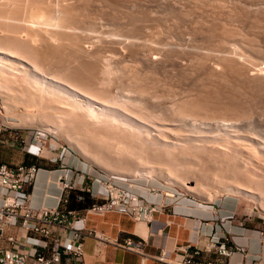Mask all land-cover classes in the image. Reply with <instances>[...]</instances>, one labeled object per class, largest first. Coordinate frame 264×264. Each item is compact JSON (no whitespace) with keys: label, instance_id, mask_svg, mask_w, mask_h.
I'll use <instances>...</instances> for the list:
<instances>
[{"label":"rangeland","instance_id":"374dc122","mask_svg":"<svg viewBox=\"0 0 264 264\" xmlns=\"http://www.w3.org/2000/svg\"><path fill=\"white\" fill-rule=\"evenodd\" d=\"M77 1L78 0H67L66 2H71V3L74 2L73 4H75V5L77 4L76 5L77 8L81 7L82 10L84 8V10L82 12L83 14L81 13L82 10L80 9L81 15L86 16V17L83 16V18H82V20L84 19L83 20L84 22H85L86 18L91 17L93 19V17L98 16V17H95V19L97 18L96 21H95V19L92 20L91 18H90V20L98 22L101 25V28H100V26L98 24V26H99L98 28L101 30H105L108 28L107 30H109V31L110 30H112V31L117 30L118 31V29H119L118 25H122V24L123 25L120 27L124 28L123 26H124L125 21L123 22L122 20H125L126 18H124V17H126L127 15H130V12H132L131 14L135 18L136 17H137V19L142 18L141 19L142 21L138 19L139 21L136 20V22H138V23L135 24V22H133L132 24L134 25L135 28H137V24H138L139 30L143 29V31H141V30L139 31L136 29V31H134L135 34L132 32V34H133V36H132L130 31L129 32L126 31L125 32L126 34L123 33L126 28L123 29L124 31L122 30V32H121V30H120L121 28H120L119 33H122V35L119 36V34L116 31L118 36H116L114 38L119 37L117 39H119L120 41L116 39V41L119 42V43L116 42L117 45L121 44L123 42V44H121L123 46L120 45L121 50H122V51L120 50L121 52L124 51L123 50L124 48H125V50H127L125 46L129 45L128 47H130V50H132L134 48V46H135V49L137 48V46H139L140 48H142V51H140V55L142 52L143 56H146L148 54H151L153 56V57L150 56L151 59H149L148 56H146L147 57L146 58V57H143L141 55V56H139L140 59L143 57L142 58L143 60H144V58H146L148 60V61H146V59H145L143 61L141 59L142 60L141 62L143 63L146 61L147 64H151V63L153 64L152 61H154V64H156L157 67H156V65L153 66L154 64L153 65L151 64L150 66L148 65V68H147V66H145L144 63L142 65L141 62L140 63L138 62V61H140V60H138L139 58L136 59L138 61H135L134 58H133V60H131V58L129 56L125 57V54L124 55L122 53L119 54V52L116 51V52H118L117 56H119V57H117L114 54L116 56V58H113V59H115L113 61L114 63L112 62V64L114 66L111 64L112 67L110 69V71L113 70L112 72H110V75L112 74L113 76L115 75L116 77L117 76L119 77V78L117 77V79L119 81L115 80V83H118V84L122 83V85H121L122 87L130 86V88H132V87L135 88L136 86H139V85H145V86L147 85L146 87H149L148 90L150 93L152 92V90H157L154 93L157 94L159 97H161L159 99H162V100L164 99L163 101H167V102H164V104L168 103L167 106H171L173 104V102H176V101L180 102L181 100H185V99L186 100L190 99V101H191V98L192 99L197 98L196 100H198L200 97L204 98L205 96L206 97L208 96L209 98L207 97V99H208V101H210L209 99H211L212 94H213V96H212L213 100L214 99L217 100V98H214V97H218V96H222V95H223L222 97H224L226 100L222 97H219V100H217L218 102L215 101L213 103V100H212L210 103H212L214 105H212V104L210 105V103H209V105L211 106V108H210V106L207 105L208 102L203 101L206 99V97L203 100L200 98V100H198V101H203V102H199V103H202L204 107H206V105H207L209 107L210 111H212V112H210L207 107L206 108L208 110L204 112L203 110H206V108H204L202 106V104L201 105L199 104L200 106H202L200 108L201 109L204 108V109L202 110V112H201V110H199V112H198L199 115H197V113H196V115L198 117H195L196 115L193 116L192 114H195L194 111L196 110V107H193V109L189 107L190 110L191 109L193 110V113L191 114V116L194 120L196 118L195 121H192L193 119L191 120V116L188 113H190L192 111H190L187 108L188 107L187 105H185V106L190 112L186 108H183V105H182V107H180V109L182 110L181 112H183L184 109H185L184 112H186V111L188 112L185 116H183L181 114L183 119L180 118L181 116L180 117L175 116L176 120L170 119L169 123H168V121H165V122H163L164 123L163 124V123H161L160 120H159L160 122L157 120L158 119V118H156L157 115L149 114V115H147V117L145 116L146 119L142 118L144 120H142L139 123L140 126L142 125L141 126L142 127L141 128L142 129V136H144V133H145L144 138H146V136H147L146 139H150V141L146 140L145 142H147V141L152 142L155 139L154 141L160 140V142L163 143V147H162L163 149L161 150V153L163 156L161 155V153H158V156L156 158V156H153V155L151 156V154H153L154 150L152 148H151L152 150L147 149V146H146L147 143H136L135 144V143L131 142L130 140L125 141V138H122V133L117 132L119 130L121 131V129H118L116 127V125H113V124H112L113 127L115 126L114 129H113L111 124L107 125L108 121L104 122V121H106L105 118H104L105 119L104 120L102 117H100L99 119H101V120H99V122H98V119H96L97 121L92 120L91 122L88 123L89 126L85 127V125H84L85 123L83 124L84 125L83 126L78 121L76 122V120L72 119V117L70 118L68 116L69 112H68L67 106H65L64 104L61 105V103H57L56 102L57 100L47 101V102L46 101H44V102L43 101L42 102L36 101L38 104H36V102H35V105H34V104H32L33 102L31 101V99H29V101L27 100L29 96H27V98H26V96L24 97V95H22L20 92H18V93H20V95L18 96L17 91H15V93H17L16 94L17 96H16V95H13L12 91H10L9 94L7 95V93L5 91L0 90V161L6 162L8 164H15V163H19V162L34 163L36 166L42 167V168H45L48 170H54L57 168H62L64 170H66L68 173H70L71 177H73L76 174L83 176L82 181L85 184V186H87L89 188L94 187L93 189H95L97 191L98 197L104 195L105 188H107L109 186L125 187V188L129 189L130 192L137 195V197L142 200V203L144 205L148 204L149 207H153L154 210H151V212L148 213V217L149 216L154 217V219L156 216L155 213L159 209H164L166 212H170V210H172V207L175 208L176 205H179L182 208L181 209L182 211L183 210H189L192 208L194 209V207H195L199 210H203L200 212V214L202 213L201 216H203V218L200 219L202 222L211 220V221H217L220 224L222 232L217 233L215 235L219 236V237L222 234L225 235L228 238V240H226L227 243H231V240L228 237L229 232L226 230L228 225H233V226H237L239 228H242V230H244L247 234H257L258 235L259 232H261L262 235H264V154H262V152H259V153H261L262 157L260 154L258 155L257 152H256L257 155L255 153L253 154V149H251V145L253 147V143L255 141H257V143L260 142L261 145L260 144L259 145L262 148L264 145V142H263L264 140L262 141V139H264V76H263L264 75V72H263V70H264V68H263L264 67V8H263L264 7V5H263L264 0L263 1L262 0H207V1L206 0H202V1L201 0H97V1L91 0V2L89 0L90 3L93 2L91 4L92 6L96 3V6L98 7L97 8L95 5L93 6L92 10L94 11V13L91 10V7H90L91 5L88 2V0H84V1H86L85 3L83 2V0L81 1V3H80V0H79V2H77ZM83 3H84V5H83ZM86 3L90 6L86 5ZM243 4H244V6H243ZM98 5H100V6H98ZM242 6H243V8H242ZM94 7L97 9H95ZM86 9H88V10H86ZM96 10H97V13H99L97 15L95 12ZM235 10H237V11H235ZM84 11H86V12L84 13ZM78 12H79V10H78ZM101 12H104V13H101ZM125 12H126V14H125ZM137 12H140V13H137ZM262 12H263V14H262ZM123 14H124V16L122 17ZM115 15H116V17H115ZM100 16H101V18L99 20L98 18ZM173 17H175V18H173ZM227 17L229 20L227 19ZM116 18L119 19V23H118V19H116ZM99 21H101V22H99ZM255 21H257V22H255ZM90 22H89V19H86L85 23L89 24ZM121 22H123V23H121ZM113 23H115V24H113ZM214 24H215V26H214ZM193 25H194V27H193ZM208 25L210 27L212 26L211 30L209 29L210 27ZM113 26H116V27L114 28ZM242 26H243V28H242ZM117 27H118V29H117ZM135 28H132V29H135ZM192 28L193 29L195 28V29L193 30ZM187 31H188V33H187ZM212 31H214V32H212ZM101 32H103V31H101ZM101 32H94L92 34L95 35V33H96V35H97V33H99L102 36H106L105 37L106 39L109 37L108 34L106 35V33H108V32H106L105 34L101 33ZM127 32H128V36H126ZM143 33H144V35H146V34H148V35H146V37H145L143 35ZM219 33H220V35H219ZM109 34H110L109 38H112L113 36H111V32ZM254 34H256V35H254ZM134 36L135 37L137 36L139 40L138 39L136 41L133 40L135 38ZM193 36H194V39H191V38H193ZM105 38H104V40H105ZM121 38H122V40H121ZM149 38L152 40L150 42L152 44H154L153 46L148 45V44H151L148 40ZM226 38H228V39H226ZM125 39H127V40L125 41ZM142 39H144L145 42H147L146 40H148V42H147L148 44L146 43L147 45L143 44L144 46H142V45L140 46L139 41H141V44H142ZM129 40H130V42H129ZM144 40H143V42H144ZM181 40H183V41H181ZM124 41H125V43H124ZM133 41L136 44H137V42H139V44H137V46H136V44H134ZM157 41H158V43H157ZM253 42H255V44ZM112 43H114V42H112ZM131 43H132V46H131ZM145 46H148V47L152 46V49L155 48L156 50L155 49L153 51H152V49L148 50V49H146L148 47H146L144 49L147 51L148 54L147 53L143 54V53H145V52H143L144 51L143 47H145ZM166 46H167V48H166ZM170 46H172L174 48L171 49L172 47H170ZM118 47H119V45L117 46V48ZM175 47L178 48V50H177L178 52L175 51L176 50ZM182 47L183 48L187 47V48L186 49L184 48L185 49V51H184V49ZM189 47H190V49H189ZM149 48H151V47H149ZM159 48H161V49H159ZM191 48H192V51L194 52V54L192 51H190ZM157 49H159V50L163 49V51L167 50V52H166L167 56L164 53H160L161 54L160 56L163 58L166 56L165 57L166 59L160 58V56H158L159 50H157ZM181 49H182L183 53L181 51L179 52V50H181ZM169 50L170 51L173 50V52L171 51L172 52L171 53ZM208 51H210V52L208 53ZM201 52H202V55H201ZM213 52L215 53V55H213L214 54ZM169 53H171V54H169ZM177 53H179L178 56H176ZM197 53H198V55H197ZM206 53H208V55L210 54L209 57H207L208 55L205 56L207 58L201 57V56L206 55ZM168 54L170 55V57ZM180 54H182V55H180ZM190 54H192V55H190ZM235 54H237V56ZM238 54H240V55H238ZM107 55H108L107 58H110L111 54L109 53ZM230 55H231V57L242 56L243 58L245 57L247 60H250L252 62L254 61L252 63L254 65V68L251 67L252 64L249 65L250 61H248V62H246V64L248 63L247 69H249V66L251 68H253V69L250 68L251 72L248 71V72H250V73H248L247 71H245L247 73V74H245L243 72V70H244V68H243L242 70H239V72L241 71L240 73H235L236 74V76H235V74L233 72H230L231 71L230 67H229V71H228V68H227L228 65H226L228 63L227 62L225 63L224 59L222 60V58H224L225 56H230ZM188 56H189L190 60H189ZM218 56H219V58H218ZM171 57H173L175 62H173L174 60L171 59ZM183 57H185V58H183ZM247 57H249V58H247ZM123 58H125V60ZM128 58H130V59L128 60ZM193 58H195V59H193ZM170 59L172 61H170L171 63H168ZM215 59H217V60H215ZM246 59H243V60L246 61ZM116 60L118 61V63ZM149 60H151V61H149ZM162 60H164L165 62ZM194 60H196V62ZM156 61H158V63ZM166 61H168V62H166ZM199 61L201 62V65H200ZM223 61L225 63V65L223 64L224 66L222 65ZM159 62H160V64H159ZM161 62H162V64H161ZM216 62H217V64H216ZM255 62H256V64H255ZM257 62L258 63L261 62L262 66L260 65V63L257 64ZM243 63H245V62H243ZM122 64H123V66H122ZM158 64L161 65L162 67L160 66L161 68H159ZM194 64H195L196 68H195V66H193ZM204 64H206V65H204ZM133 65H135V69L137 66V71H138L139 76L136 75L137 71L133 68L134 67ZM164 65H166V66L164 67ZM168 65L171 67H169ZM215 65L222 66L224 68L219 69L220 67L215 66ZM255 65L261 66L262 68L258 67V66H257V68L262 69V72H261V70H258L255 67ZM131 66H133V67H131ZM151 66L153 67V69ZM204 66H206V67H204ZM166 67H167V69H170V70H167ZM113 68H115V69H113ZM125 68H126V70H125ZM154 68H156L155 69L156 71L158 68H159L158 70L162 69V70H160L161 75L158 74V72L160 73V71H158V72L153 71ZM191 68H193V69H191ZM116 69L117 70L119 69V71H122L124 69L122 71L124 74L122 73L123 74L122 75L119 71L117 72ZM139 69H140V71H139ZM184 69H185V71H184ZM132 70H134V71H132ZM147 70H149V72L150 71L153 72L151 74L148 73L151 76H149L147 74V72H148ZM220 70H223V71H220ZM225 70H227V71H225ZM257 71L259 74L256 73ZM131 72H132V74H131ZM133 72H136V73H133ZM139 72H140V74H139ZM221 72H223V73H221ZM227 72L229 75H226ZM242 72H243V74H242ZM116 73L117 74L119 73V74L117 75ZM125 73H128V75H126ZM210 73H212V74H210ZM129 74L133 75V76H131L133 78H130ZM162 74L164 76H162ZM217 74H219V75H217ZM240 74L243 76H241ZM255 74L256 75L258 74V75L256 76ZM260 74H263L261 80H260V78H261ZM9 75L12 76V74H9ZM13 75H15V73ZM112 75H111V77H112ZM121 75H122V77H121ZM152 75H154V76L152 77ZM167 75H168V77H167ZM239 75L241 77H239ZM0 76H2V75L0 74ZM194 76H196V77H194ZM237 76H238V78H237ZM4 77L5 76L2 77V79H4V80L6 78L10 79L8 77H5V78ZM116 77H112V79L113 78L116 79ZM154 77H156V78H154ZM157 77H159V79ZM205 77H207V78H205ZM244 77H245V79H244ZM248 77H250V78H248ZM258 77H260V78H258ZM110 78H108V79L110 80ZM238 79L241 81H239ZM104 80H107V79H104ZM151 80H153V83L150 82ZM245 80H247V81H245ZM11 81H13V79H10V82ZM116 81H118V82H116ZM141 81H143V82H141ZM242 81H243V83H242ZM244 81H245V84H244ZM248 81H249L250 85H249ZM230 82H232V83H230ZM251 82H254V83H251ZM131 83H133L134 85ZM226 83H229V84H226ZM255 83L256 84L258 83V85L261 83V85L257 86ZM106 84H107V86H109L108 85V84H110L109 81ZM154 84L155 85L158 84L157 86H155L156 89H152V87H154ZM239 84H241L242 86ZM126 85H128V86H126ZM233 85L235 87L236 86L237 87L235 88ZM243 85L246 87H244ZM104 87H106V86H104ZM225 87L227 89H225ZM231 87H233V89ZM164 88H166V89H164ZM197 90H198V92H197ZM233 91H235V93ZM237 91H239V92H237ZM226 92L228 94H226ZM202 93H204V95ZM4 94H6V97H4L5 96ZM230 94H232V95H230ZM170 95H172V96H170ZM187 95H188V97L186 98ZM229 95L231 98L229 97ZM20 96H23V97H20ZM242 96H243V98H242ZM262 96H263V98H261ZM233 97H236V99ZM220 98H222V101H223V99L225 100V101H223V102H225L224 103L225 105L228 103L226 101L231 100V99H233L234 103L238 102L237 103L238 105L241 103L240 107L238 106V108H241L242 111L240 112L239 111L240 109L237 110L238 108L235 107L234 104H232L231 106L233 107V109L237 108L236 109L237 111H234V110L229 111L232 108H230L228 106L230 109L229 108L226 109L227 105L226 106L224 105V107H223V104L221 105V107H218L222 103ZM234 99L237 100V102ZM162 100H158V102L163 103ZM188 101H187V103H188ZM220 101H221V103H220ZM243 101H245V102L243 103ZM166 104H165V106H166ZM237 104H236V106H237ZM252 104H254V105H252ZM160 105H161V107L164 106L163 104H160ZM215 105H216V107H215ZM102 106L100 105V107H102V109L105 107L104 110L108 107L107 105L106 106L102 105ZM246 106L248 108H246ZM214 107H215V111H214ZM57 108H59V109H57ZM200 108H197V110ZM216 108L219 110L221 108V111L223 110V113L218 112L219 110L217 111ZM222 108H224V109H222ZM163 109H165V108H163ZM244 109H245V111H244ZM65 110H67V111H65ZM197 110L195 112H197ZM63 111H65L66 113H64ZM224 111L225 112L228 111V112L225 113ZM232 111H234V112L239 111L238 113H240V114L242 113V115H240V114H238V115L244 116V117L240 118V117H238V115L236 116L237 113H234V112L232 113ZM67 112H68V114H67ZM153 112L155 113V111H153ZM200 112L201 113L204 112L203 113L204 115H202ZM207 112H210L211 114L214 112V114H212V116H211V114L207 113ZM245 112H247V113H245ZM215 113H217V114H215ZM155 114H157V112ZM166 114H168V112ZM207 114L213 118L209 117ZM218 114H221V115L219 116ZM224 114H225V117L223 118ZM150 115L152 118L150 117ZM188 115H189V117H188ZM206 115L208 118L206 117ZM148 116L150 117V119ZM201 116H205L207 119L205 117H201ZM233 116L234 117L236 116L240 120L239 121L234 120L236 117L234 119H230V117L232 118ZM175 117H174V119H175ZM186 117H188V119ZM199 117L202 118V120H200ZM219 117L223 118L224 120L230 119L231 121L225 120L226 121V123H225V121L222 122L223 119H221ZM102 119H103V121H102ZM177 119H179L178 122H180L181 119H182L181 120L182 122L185 121L184 124L181 122L180 124L178 123L179 126L178 125L176 126ZM185 119L187 121L191 120L190 122L188 121L190 124V126H188V127H190V129L188 128V130H186L187 129L186 126L188 125V124H186V126H183V127L185 128L184 130H186L188 132V134L186 133V131H185L186 134L184 133V131H180V132L184 133V134L183 133L181 134L178 131H179V128H181V129L183 128L181 126L182 124L185 125V123H187ZM205 119L207 120V122ZM233 120H234V122H233ZM171 121H173L174 123L172 124ZM92 122L95 124L93 125ZM102 122H104V123H102ZM194 122H195V124L193 125ZM201 122H202V124L203 123L204 124L200 125ZM205 122H206V124H205ZM212 122L215 125H213ZM219 123H221L222 125H225V124L230 125L231 123L232 124L235 123L234 125H238L239 127L241 126L240 130H239L241 132H245L248 130L250 132L252 131L251 134L249 132V134L251 136L250 135H249L250 137L248 136V134H247L248 132L243 133L244 136L240 132L241 134L238 135V137L239 136H241V137L238 138L235 135L236 132L233 130V128H231L232 129L231 130L227 127L222 126ZM78 124H80V125H78ZM88 124L86 122V125H88ZM170 124H172V125H170ZM196 124H197V126L199 125L198 128H196L197 126L195 127ZM208 124L211 126L209 127ZM90 125H91V127H90ZM109 125L111 126L110 127L111 130H108ZM172 126L174 128L176 126V130L178 127V131L173 130L174 128ZM146 127L149 128L150 130L147 129ZM158 127H160V128H158ZM191 128L194 129L195 131L194 130L192 131ZM199 128H201L200 129L201 131L198 130L200 133L197 131V129H199ZM202 130H203V133H202ZM226 130H228L227 132L230 133V135H231L230 137L232 138L231 140L233 142H234V139L236 137L235 140L238 139L237 141H241L239 139L246 140L247 143L245 145H247V146L249 145V146L245 147V145H243V143H244L243 140H242L243 143L241 142L240 145H238L239 143L238 144L234 143L231 146L229 145L228 147L223 145L224 142L219 137H224V135L229 136V134L226 132ZM196 131H197V133H195ZM148 132H150V133H148ZM233 132H234V134H233ZM115 134H117V135H115ZM113 135L115 138L113 137ZM118 135H121V136L116 138ZM220 135H223V136H220ZM34 137L38 138L39 140H43L44 141L43 144H44L45 149L46 150L48 149L49 151L45 152V150H43V152H40V154L36 153L34 147L29 146V144L32 142V139ZM152 137H154V138L151 139ZM185 137L187 138V140H185ZM135 138H137V137H135ZM182 138H184V139H182ZM188 138H192V139L190 140ZM194 138H195V140L192 141ZM248 139H250L251 141L253 140V143L250 142V140H248ZM256 139H258V140H256ZM189 140L191 141L190 145H189ZM186 141H188V142H186ZM196 141H197V143H196ZM194 144H196V145H194ZM191 145H193L194 147H192ZM191 147H192V149H191ZM261 147H259V148H261ZM179 149H181V150H179ZM258 150L261 151L262 149H258ZM190 152H192V153H190ZM233 152H235V153H233ZM220 153L222 156H220ZM154 154H156V153H154ZM146 155H147V158H146ZM231 155L233 156V158ZM236 155H239L237 157L238 159L236 158ZM159 156H161L162 158L160 159ZM101 157H103V158L105 157L104 158L105 160L101 161ZM222 164L223 165L229 164L230 167H233L235 174L229 176L228 169H226V168L224 169V167L221 166ZM237 164L239 165V167L237 166ZM220 167H222V168H220ZM195 171H197V172H195ZM59 173L60 172L57 173V176H59ZM231 173H233L232 170H231ZM59 177H63V172ZM55 185L58 186L57 188L59 190L61 187L60 181L58 180L55 183ZM189 186H192V188ZM166 192L175 194V197L170 198V201H165L164 198L166 196H163V195L167 194ZM151 193L157 194V195L161 194V199L163 197V199H162L163 201L160 200L159 203H156V201H155L156 196L151 194ZM176 207L178 208L177 210L180 209L178 206H176ZM187 207H189V208H187ZM183 216H185L184 213L181 214V217H183ZM148 217H146V218H148ZM210 235H213V233H211Z\"/></svg>","mask_w":264,"mask_h":264},{"label":"bare ground","instance_id":"6f19581e","mask_svg":"<svg viewBox=\"0 0 264 264\" xmlns=\"http://www.w3.org/2000/svg\"><path fill=\"white\" fill-rule=\"evenodd\" d=\"M67 0H0V74L2 75V76H0V90H2V91H5L6 93H7V95L9 94V92L10 91H12V93H13V95H16L18 92H20L22 95H24V97L26 96V98H27V96H29L28 97V101H29V99H31V101L33 102L32 104H34L35 105V102L37 101V102H44V101H55V100H57L56 102L57 103H61V105L62 104H64L65 106H67V108H68V112H69V114H68V112H67V114H68V116L71 118L72 117V119H74V120H76V122L78 121L79 123H81L82 125L84 124L85 125V127L86 126H89V122H91L92 120H96V119H98V122H99V120H101V119H99L100 117H102L103 119L105 118L106 119V121H104V122H107V125L108 124H113V125H116V127L118 128V129H121V131L119 130V131H117V132H121L122 133V138H125V141H127V140H130L131 142H133V143H147V149H153L154 151H153V154H151V156L153 155V156H156V158H157V156H158V153H161V150L163 149L162 147H163V143H161L160 142V140L159 141H152V142H148V141H150V139H146L147 138V136H146V138H144L145 137V133H144V136H142V125L140 126L139 125V123L142 121V120H144V119H142V118H145V116L147 117V115H149V114H153V115H157L156 116V118H158L157 120L159 121H161V123H163V122H165V121H168V123H169V120L171 119V120H176V117L175 116H177V117H180L181 116V114L183 115V116H185L188 112L186 111V112H184V110H183V112H181L182 110L180 109V107H182V105H183V108H186V106L185 105H187L188 107V109H189V107L190 108H192L193 109V107H196V110H197V108H200V107H202L203 106V104L202 103H199V102H208V104L207 105H209V103L213 100L212 98V96H213V94H212V96H211V99H209L210 101H208V99H207V97H206V99H205V97L203 98H201L202 100L203 99H205V100H203V101H198V100H200V98L198 99V100H196V99H192L191 98V101H190V99H185V100H181L180 102H173V104L171 105V106H167L168 105V103L166 104V106H165V104H164V102H167V101H163L162 99H159V98H161V97H159L157 94H155L154 92H156L157 90H152V92L150 93L149 92V90H148V88L149 87H146L145 85H139V86H136L135 88H130V86H128V85H126V86H128V87H122L121 85H122V83H120V84H118V83H115V80H118L117 79V77L114 75H112V77H116V79L115 78H113L112 79V77H111V75H110V72H112V71H110V69H111V64H112V62L115 60V59H113V58H116V56H117V53L119 52V54H125V57H130L131 58V60H133V58H134V60L135 61H138V60H140V61H138L139 63L143 60L142 58L143 57H146V56H148L149 57V59H151V57L150 56H152L151 54H148L147 53V51L144 49V48H146V47H148V46H145V47H143V49H144V51L143 52H145V53H143V54H148V55H146V56H143L142 55V52H141V55L143 56L141 59H140V57L139 56H141L140 55V51H142V48H140L139 46H137V44H139V42H140V46L142 45V46H144V45H147L148 43V40H149V42L150 41H152L150 38L148 39V40H146L147 42H145V40L144 39H142V44H141V41H139V42H137V44L136 43H134V41H133V43L134 44H136V46H137V48L135 49V46H134V48L132 49V50H130V47H128V46H125L126 47V49L127 50H125V48L123 49L124 51L123 52H121L122 50H121V47H120V45L121 44H123V42L121 43V44H118L119 45V47L117 48V43H119V42H117L116 41V39L117 38H119V37H117V38H114V37H116V36H118V34H119V36L120 35H122V33H119L120 32V30H121V32H122V30L123 29H125V31L123 32V33H125L126 31H130L131 32V34H132V32L135 34V32L134 31H136V29L137 30H139V26H138V24H137V28H135L134 27V25L132 24L133 22H135V24L136 23H138V22H136V20H138L137 19V17L135 18L131 13L132 12H130V15H127L126 17H124V18H126L125 20H122L123 22H124V28H122V27H120V26H122V25H118V27H119V29H118V27H117V29H118V31L117 30H107V29H105V30H101V29H99L98 27L100 26V28H101V25L98 23V22H95L96 21V19H95V17H98V16H95V17H93V19L92 20H94L95 19V21H92V20H90V18H86V19H89V24L87 23H85L86 22V19H85V22L82 20V18H83V16L84 17H86L85 15H81V13L83 12V10H84V8H83V10L81 9V7H76V5L75 4H73V3H71V2H66ZM81 1L82 0H80V3H81ZM95 1H97V0H95ZM202 1V0H201ZM207 1V0H206ZM263 1V0H262ZM77 2H79V0L77 1ZM83 2L85 3L86 1H84L83 0ZM88 2H89V0H88ZM87 2V3H88ZM90 2H91V0H90ZM89 2V3H90ZM108 2V1H107ZM227 2V1H226ZM236 2V1H235ZM76 3V2H75ZM84 3H83V5H84ZM86 3V5H88ZM93 3V2H92ZM92 3H90V5L92 4ZM223 3V2H222ZM240 3V2H239ZM243 3V2H242ZM253 3V2H252ZM143 4V3H142ZM197 4V3H196ZM75 5V6H74ZM90 5H88V6H90ZM95 6H96V3L94 4ZM93 5V6H94ZM242 5V4H241ZM264 5V4H263ZM93 6L91 5L90 7H91V10H92V8H93ZM98 6H100V5H98ZM218 6V5H217ZM233 6V5H232ZM237 6V5H236ZM243 6H244V4H243ZM243 6H242V8H243ZM246 6V5H245ZM248 6V5H247ZM4 7V8H3ZM83 7V6H82ZM97 7V6H96ZM227 7V6H226ZM258 7V6H257ZM95 8V7H94ZM98 8V7H97ZM97 8H95V9H97ZM234 8V7H233ZM236 8V7H235ZM253 8V7H252ZM264 8V7H263ZM82 11H81V10ZM94 9V10H95ZM114 9V8H113ZM144 9V8H143ZM248 9V8H247ZM259 9V8H258ZM78 10H79V12H78ZM86 10H88V9H86ZM138 10V9H137ZM142 10V9H141ZM233 10V9H232ZM250 10V9H249ZM248 10V11H249ZM261 10V9H260ZM80 11H81V13H80ZM93 11V10H92ZM91 11V12H92ZM101 11V10H100ZM103 11V10H102ZM106 11V10H105ZM120 11V10H119ZM132 11V10H131ZM230 11V10H229ZM235 11H237V10H235ZM245 11V10H244ZM256 11V10H255ZM86 11H84V13H85ZM96 12V15L97 14H99V13H97V10L95 11ZM128 12V13H129ZM240 12V11H239ZM253 12V11H252ZM93 13H94V11H93ZM101 13H104V12H101ZM118 13V12H117ZM137 13H140V12H137ZM165 13V12H164ZM83 14V13H82ZM89 14V13H88ZM125 14H126V12H125ZM228 14V13H227ZM231 14V13H230ZM236 14V13H235ZM249 14V13H248ZM261 14V13H260ZM262 14H263V12H262ZM101 15V14H100ZM238 15V14H237ZM256 15V14H255ZM102 16V15H101ZM101 16L98 18L99 20H100V18H101ZM124 16V14L122 15V17ZM136 16V15H135ZM139 16V15H138ZM247 16V15H246ZM259 16V15H258ZM88 17V16H87ZM114 17V16H113ZM115 17H116V15H115ZM114 17V18H115ZM111 18V17H110ZM173 18H175V17H173ZM207 18V17H206ZM257 18V17H256ZM106 19V18H105ZM109 19V18H108ZM116 19H118V18H116ZM142 19V18H141ZM141 19H139V20H141ZM219 19V18H218ZM227 19H228V17H227ZM241 19V18H240ZM261 19V18H260ZM263 19V18H262ZM138 20V21H139ZM229 20V19H228ZM107 21V20H106ZM113 21V20H112ZM142 21V20H141ZM181 21V20H180ZM201 21V20H200ZM248 21V20H247ZM251 21V20H250ZM88 22V21H87ZM99 22H101V21H99ZM117 22V21H116ZM115 22V23H116ZM123 22H121V23H123ZM207 22V21H206ZM210 22V21H209ZM208 22V23H209ZM255 22H257V21H255ZM115 23H113V24H115ZM118 23H119V19H118ZM191 23V22H190ZM215 23V22H214ZM245 23V22H244ZM259 23V22H258ZM98 24H99V26H98ZM117 24V23H116ZM204 24V23H203ZM104 25V24H103ZM201 25V24H200ZM238 25V24H237ZM117 26V25H116ZM116 26H113L114 28L116 27ZM202 26V25H201ZM209 26V25H208ZM214 26H215V24H214ZM213 26V27H214ZM220 26V25H219ZM260 26V25H259ZM193 27H194V25H193ZM210 27V26H209ZM208 27V28H209ZM212 27V26H211ZM211 27L209 28L210 30H211ZM235 27V26H234ZM245 27V26H244ZM248 27V26H247ZM256 27V26H255ZM113 28V29H114ZM132 28H135V29H132ZM177 28V27H176ZM203 28V27H202ZM242 28H243V26H242ZM99 29V30H98ZM103 29V28H102ZM193 29V28H192ZM195 29V28H194ZM193 29V30H194ZM199 29V28H198ZM201 29V28H200ZM103 31V32H101V31ZM107 30V31H106ZM132 30V31H131ZM141 31H143V29H140ZM139 30V31H140ZM152 30V29H151ZM245 30V29H244ZM252 30V29H251ZM108 32V33H106V32ZM116 31H117V33H116ZM198 31V30H197ZM204 31V30H203ZM219 31V30H218ZM94 32H101V33H106V35L108 34V36L110 37V32H111V36H113L112 38H105L106 36H102L101 34H99V33H97V35H96V33H95V35L94 34H92V33H94ZM128 32H127V35L126 36H128ZM138 32V31H137ZM136 32V33H137ZM207 32V31H206ZM211 32V31H210ZM212 32H214V31H212ZM139 33V32H138ZM142 33V32H141ZM187 33H188V31H187ZM200 33V32H199ZM247 33V32H246ZM126 34V33H125ZM124 34V35H125ZM253 34V33H252ZM142 35V34H141ZM143 35H144V33H143ZM146 35H148V34H146ZM146 35H144L145 37H146ZM194 35V34H193ZM197 35V34H196ZM214 35V34H213ZM219 35H220V33H219ZM228 35V34H227ZM234 35V34H233ZM244 35V34H243ZM254 35H256V34H254ZM258 35V34H257ZM132 36H133V34H132ZM195 36V35H194ZM194 36H193V38H191V39H194ZM200 36V35H199ZM247 36V35H246ZM103 37V38H102ZM135 37V36H134ZM137 37V36H136ZM132 38L133 40H137L138 39V37L137 38ZM148 37V36H147ZM206 37V36H205ZM233 37V36H232ZM238 37V36H237ZM83 38V39H82ZM104 38H105V40H104ZM123 38V37H122ZM122 38H121V40H122ZM127 38V37H126ZM140 38V37H139ZM239 38V37H238ZM111 39V40H110ZM223 39V38H222ZM226 39H228V38H226ZM254 39V38H253ZM117 40H119V39H117ZM127 39H125V41H126ZM139 40V39H138ZM143 40H144V42H143ZM209 40V39H208ZM230 40V39H229ZM120 41V40H119ZM125 41H124V43H125ZM181 41H183V40H181ZM180 41V42H181ZM199 41V40H198ZM112 42H114V43H112ZM117 42V43H116ZM128 42V41H127ZM126 42V43H127ZM129 42H130V40H129ZM155 42V41H154ZM153 42V43H154ZM222 42V41H221ZM220 42V43H221ZM246 42V41H245ZM147 43V44H146ZM151 43V42H150ZM157 43H158V41H157ZM179 43V42H178ZM236 43V42H235ZM254 44H255V42H253ZM128 44V43H127ZM126 44V45H127ZM144 44V45H143ZM218 44V43H217ZM231 44V43H230ZM233 44V43H232ZM239 44V43H238ZM249 44V43H248ZM117 45V46H116ZM148 45H154V44H148ZM195 45V44H194ZM121 46H123V45H121ZM131 46H132V43H131ZM152 46H149V47H151V48H146V49H152ZM156 46V45H155ZM154 46V47H155ZM160 46V45H159ZM221 46V45H220ZM226 46V45H225ZM238 46V45H237ZM116 47V48H115ZM128 47V48H127ZM165 47V46H164ZM170 47H172V46H170ZM178 47V46H177ZM232 47V46H231ZM248 47V46H247ZM255 47V46H254ZM166 48H167V46H166ZM174 47H172L171 49H173ZM176 48V47H175ZM179 48V47H178ZM178 48H176V52H178L177 50H178ZM183 48V47H182ZM185 48V47H184ZM183 48V49H184ZM187 48V47H186ZM185 48V49H186ZM194 48V47H193ZM135 49V50H134ZM155 49V48H154ZM154 49H152V51L154 50ZM159 49H161V48H159ZM159 49H157V50H159ZM170 49V48H169ZM180 49V48H179ZM185 49H184V51H185ZM189 49H190V47H189ZM121 50V51H120ZM130 50V51H129ZM156 50V49H155ZM226 50V49H225ZM243 50V49H242ZM247 50V49H246ZM116 51H118V52H116ZM126 51V52H125ZM170 51V50H169ZM172 52H173V50H171ZM170 51V52H171ZM174 51V52H175ZM182 52L183 53V51H182V49L181 50H179V52ZM189 51V50H188ZM190 51H192V48H191V50ZM205 51V50H204ZM215 51V50H214ZM237 51V50H236ZM235 51V52H236ZM241 51V50H240ZM244 51V50H243ZM149 52V51H148ZM158 52V51H157ZM166 52H167V50H164L163 51V49L162 50H159V52H158V56H160L161 54L160 53H164L165 55H166ZM171 52V53H172ZM193 52V51H192ZM197 52V51H196ZM210 51H208V53H209ZM216 52V51H215ZM218 52V51H217ZM227 52V51H226ZM225 52V53H226ZM111 54V56H110V58H107V54ZM151 53V52H150ZM171 53H169V54H171ZM208 53H206V55H204V56H201V57H205V56H207L208 55ZM214 53V52H213ZM228 53V52H227ZM246 53V52H245ZM116 56H115V55ZM127 54V55H126ZM156 54V53H155ZM154 54V55H155ZM168 54V55H169ZM178 54L179 53H177V55L176 56H178ZM193 54H194V52H193ZM248 54V53H247ZM180 55H182V54H180ZM190 55H192V54H190ZM197 55H198V53H197ZM196 55V56H197ZM201 55H202V52H201ZM210 55V54H209ZM209 55L207 56V57H209ZM213 55H215V53L213 54ZM236 56H237V54H235ZM238 55H240V54H238ZM243 55V54H242ZM106 56V57H105ZM156 56V55H155ZM154 56V57H155ZM167 56V55H166ZM165 56V57H166ZM195 56V57H196ZM212 56V55H211ZM221 56V55H220ZM236 56H233V57H231V55L230 56H225L224 58H222V60L224 59L225 60V63L227 62L228 64H226V65H228V71H229V67L231 68V71L230 72H233L234 74L235 73H240L239 72V70H242L243 68H244V70H243V72L245 73V74H247L245 71H250L251 72V69H253L254 68V65L252 64L253 62L252 61H250V60H247L245 57L243 58L242 56H238V57H236ZM117 57H119V56H117ZM153 57V56H152ZM164 57V58H165ZM169 57H170V55H169ZM186 57V56H185ZM185 57H183V58H185ZM193 57V56H192ZM207 57H205V58H207ZM223 57V56H222ZM250 57V56H249ZM249 57H247V58H249ZM130 58H128V60L130 59ZM139 58V59H138ZM147 58V57H146ZM146 58H144V60L146 59ZM158 58V57H157ZM160 58H163V57H161L160 56ZM159 58V59H160ZM163 58V59H164ZM187 58V57H186ZM188 58H189V56H188ZM218 58H219V56H218ZM124 60H125V58H123ZM136 59H138V60H136ZM153 59V58H152ZM166 59V58H165ZM168 59V58H167ZM171 59H173V57H171ZM169 60V62L168 61H166V62H168V63H171L170 61H172V60ZM179 59V58H178ZM193 59H195V58H193ZM192 59V60H193ZM210 59V58H209ZM243 59H246V61H244ZM127 60V59H126ZM143 60V61H144ZM154 60V59H153ZM158 60V59H157ZM174 60V59H173ZM187 60V59H186ZM189 60H190V58H189ZM197 60V59H196ZM196 60H194L195 62H196ZM201 60V59H200ZM207 60V59H206ZM215 60H217V59H215ZM243 60V61H242ZM253 60V59H252ZM55 61V62H54ZM117 61V60H116ZM146 61H148L147 59H146ZM143 62L144 64H145V66H147V68H148V65L150 66L151 64H147V62ZM149 61H151V60H149ZM162 61H164V60H162ZM221 61V60H220ZM241 61V62H240ZM248 61H250L249 63V65H251L252 64V66L251 67H253V68H251L250 66H249V69H247L248 68V66H247V64H246V62H248ZM153 62V64H154V61H152ZM157 63H158V61H156ZM165 62V61H164ZM173 62H175V60L173 61ZM189 62V61H188ZM194 62V63H195ZM200 62V61H199ZM204 62V61H203ZM207 62V61H206ZM219 62V61H218ZM243 62H245V63H243ZM114 63V62H113ZM117 63H118V61H117ZM126 63V62H125ZM132 63V62H131ZM142 63V62H141ZM143 63H142V65H143ZM149 63V62H148ZM190 63V62H189ZM192 63V62H191ZM225 63H224V61L222 62V65L224 64L225 65ZM260 63V65H261V62H259ZM258 62H257V64H259ZM127 64V63H126ZM152 64V65H153ZM159 64H160V62H159ZM158 64V65H159ZM161 64H162V62H161ZM193 64V63H192ZM191 64V65H192ZM216 64H217V62H216ZM255 64H256V62H255ZM113 65V64H112ZM119 65V64H118ZM156 64H154L153 66H155ZM176 65V64H175ZM182 65V64H181ZM190 65V64H189ZM200 65H201V62H200ZM204 65H206V64H204ZM220 65V64H219ZM223 65V66H224ZM110 66V67H109ZM114 66V65H113ZM122 66H123V64H122ZM134 66V67H133ZM133 66H131V67H133L134 69H135V65H133ZM141 66V65H140ZM161 65H159V68H161L160 67ZM166 65H164V67H165ZM169 66V65H168ZM193 66H195V64L193 65ZM215 66H218V65H215ZM258 66V65H257ZM257 66L255 65V67L257 68ZM262 66V65H261ZM261 66H258V67H261ZM127 67V66H126ZM143 67V66H142ZM152 67V66H151ZM150 67V68H151ZM156 67H157V65H156ZM169 67H171V66H169ZM168 67V68H169ZM178 67V66H177ZM198 67V66H197ZM202 67V66H201ZM204 67H206V66H204ZM211 67V66H210ZM218 67H220L219 69H222V68H224V67H222V66H218ZM141 68V67H140ZM149 68V69H150ZM158 68V69H159ZM180 68V67H179ZM195 68H196V66H195ZM251 68V69H250ZM262 68V67H261ZM264 68V67H263ZM113 69H115V68H113ZM143 69V68H142ZM146 69V68H145ZM144 69V70H145ZM152 69H153V67H152ZM156 68H154V70L153 71H156L155 70ZM157 69V71L156 72H158V71H160V70H162V69H160V70H158ZM166 69H167V67H166ZM191 69H193V68H191ZM214 69V68H213ZM258 70H261V72H262V69H259V68H257ZM124 70V69H123ZM122 70V71H123ZM125 70H126V68H125ZM131 70V69H130ZM136 71H137V66H136V69H135ZM151 70V69H150ZM167 70H170V69H167ZM172 70V69H171ZM188 70V69H187ZM215 70V69H214ZM224 70V69H223ZM223 70H220V71H223ZM116 71L118 72L119 71V69L117 70L116 69ZM122 71H119L121 74L123 73ZM129 71V70H128ZM132 71H134V70H132ZM139 71H140V69H139ZM146 71V70H145ZM148 72H147V74L148 73H153V72H149V70H147ZM184 71H185V69H184ZM191 71V70H190ZM207 71V70H206ZM225 71H227V70H225ZM125 72V71H124ZM142 72V71H141ZM175 72V71H174ZM182 72V71H181ZM243 72H242V74H243ZM250 72H248V73H250ZM263 72H264V70H263ZM15 73V75H13ZM133 73H136V72H133ZM144 73V72H143ZM166 73V72H165ZM213 73V72H212ZM212 73H210V74H212ZM221 73H223V72H221ZM226 73V72H225ZM232 73V74H233ZM255 73V72H254ZM256 73H258V71L256 72ZM9 74H12V76L11 75H9ZM117 74V73H116ZM119 74V73H118ZM117 74V75H118ZM124 74V73H123ZM122 74V75H123ZM126 75H128V73H125ZM131 74H132V72H131ZM139 74H140V72H139ZM158 74H160L161 75V71H160V73L158 72ZM244 74V75H245ZM259 74V73H258ZM257 74V75H258ZM122 75H121V77H122ZM135 75V74H134ZM136 75H138V71H137V73H136ZM135 75V76H136ZM143 75V74H142ZM149 75V74H148ZM159 75V76H160ZM169 75V74H168ZM168 75H167V77H168ZM175 75V74H174ZM185 75V74H184ZM209 75V74H208ZM217 75H219V74H217ZM226 75H229L228 74V72H227V74ZM241 75V74H240ZM239 75V77H241V76H243V75H241L240 76ZM256 75V74H255ZM256 75V76H257ZM261 76V78L260 77H258V78H260V80L262 79V75L263 74H260ZM3 76H5V77H8V78H10V79H13V81H11L10 82V79H2V77ZM111 78H110V77ZM129 76H130V78H133V77H131V76H133V75H130L129 74ZM139 76V75H138ZM149 76H151V75H149ZM154 75H152V77H153ZM162 76H164L163 74H162ZM166 76V75H165ZM179 76V75H178ZM223 76V75H222ZM231 76V75H230ZM235 76H236V74H235ZM264 76V75H263ZM4 77V78H5ZM120 77V78H121ZM174 77V76H173ZM194 77H196V76H194ZM210 77V76H209ZM226 77V76H225ZM229 77V76H228ZM227 77V78H228ZM246 77V76H245ZM245 77H244V79H245ZM108 78H110V80L108 79ZM119 78V77H118ZM154 78H156V77H154ZM158 79H159V77H157ZM166 78V77H165ZM164 78V79H165ZM182 78V77H181ZM205 78H207V77H205ZM211 78V77H210ZM216 78V77H215ZM223 78V77H222ZM237 78H238V76H237ZM248 78H250V77H248ZM104 79H107V80H104ZM138 79V78H137ZM146 79V78H145ZM151 79V78H150ZM180 79V78H179ZM191 79V78H190ZM255 79V78H254ZM257 79V78H256ZM128 80V79H127ZM143 80V79H142ZM156 80V79H155ZM211 80V79H210ZM233 80V79H232ZM231 80V81H232ZM239 80V79H238ZM108 81H109V83L110 84H108L109 86H107V84L106 83H108ZM119 81V80H118ZM118 81H116V82H118ZM132 81V80H131ZM134 81V80H133ZM144 81V80H143ZM143 81H141V82H143ZM159 81V80H158ZM206 81V80H205ZM220 81V80H219ZM239 81H241V80H239ZM245 81H247V80H245ZM245 81H244V84H245ZM105 82V83H104ZM145 82V81H144ZM150 82H152L153 83V80H151ZM174 82V81H173ZM233 82V81H232ZM232 82H230V83H232ZM237 82V81H236ZM259 82V81H258ZM136 83V82H135ZM139 83V82H138ZM159 83V82H158ZM168 83V82H167ZM177 83V82H176ZM194 83V82H193ZM200 83V82H199ZM208 83V82H207ZM242 83H243V81H242ZM248 83H249V81H248ZM251 83H254V82H251ZM131 84H133V83H131ZM144 84V83H143ZM165 84V83H164ZM163 84V85H164ZM169 84V83H168ZM184 84V83H183ZM211 84V83H210ZM226 84H229V83H226ZM237 84V83H236ZM256 84V83H255ZM134 85V84H133ZM158 84H154V87H152V89H156V87L155 86H157ZM162 85V86H163ZM185 85V84H184ZM216 85V84H215ZM239 85H241V84H239ZM249 85H250V83H249ZM253 85V84H252ZM257 86H259V85H261V83L258 85V83L256 84ZM104 86H106V87H104ZM124 86V85H123ZM161 86V85H160ZM190 86V85H189ZM217 86V85H216ZM219 86V85H218ZM226 86V85H225ZM234 86V85H233ZM242 86V85H241ZM244 86V85H243ZM255 86V85H254ZM263 86V85H262ZM179 87V86H178ZM191 87V86H190ZM196 87V86H195ZM201 87V86H200ZM222 87V86H221ZM235 87V86H234ZM237 87V86H236ZM235 87V88H236ZM244 87H246V86H244ZM193 88V87H192ZM197 88V87H196ZM206 88V87H205ZM219 88V87H218ZM232 89H233V87H231ZM164 89H166V88H164ZM183 89V88H182ZM220 89V88H219ZM223 89V88H222ZM221 89V90H222ZM225 89H227L226 87H225ZM245 89V88H244ZM19 90V91H18ZM199 90V89H198ZM198 90H197V92H198ZM210 90V89H209ZM246 90V89H245ZM244 90V91H245ZM15 91H17V93H15ZM166 91V90H165ZM188 91V90H187ZM206 91V90H205ZM226 91V90H225ZM240 91V90H239ZM239 91H237V92H239ZM242 91V90H241ZM254 91V90H253ZM256 91V90H255ZM192 92V91H191ZM196 92V91H195ZM207 92V91H206ZM213 92V91H212ZM217 92V91H216ZM221 92V91H220ZM232 92V91H231ZM234 93H235V91H233ZM251 92V91H250ZM20 93H18V96L20 95ZM187 93V92H186ZM209 93V92H208ZM214 93V92H213ZM203 95H204V93H202ZM211 94V93H210ZM209 94V95H210ZM226 94H228L227 92H226ZM233 94V93H232ZM232 94H230V95H232ZM239 94V93H238ZM5 96L4 97H6V94H4ZM166 95V94H165ZM181 95V94H180ZM202 95V96H203ZM219 95V94H218ZM230 95H229V97H230ZM17 96V95H16ZM168 96V95H167ZM170 96H172V95H170ZM200 96V95H199ZM216 96V95H215ZM223 96V95H222ZM222 96H218V97H214V98H217V100H219V97H222ZM235 96V95H234ZM248 96V95H247ZM20 97H23V96H20ZM165 97V96H164ZM188 97V95L186 96V98ZM252 97V96H251ZM163 98V97H162ZM171 98V97H170ZM184 98V97H183ZM209 98V97H208ZM222 98H224V97H222ZM222 98H220V100L222 101ZM231 98V97H230ZM233 98H235L236 99V97H233ZM242 98H243V96H242ZM260 98V97H259ZM258 98V99H259ZM261 98H263V96L261 97ZM17 99V98H16ZM225 99V98H224ZM223 99V101H225ZM234 99V100H235ZM240 99V98H239ZM246 99V98H245ZM158 100H162V102L163 103H161V102H158ZM190 102H189V101ZM217 100H213V103L216 101V102H218ZM228 100V99H227ZM232 100V101H231ZM231 100H228V101H226V102H228L226 105H227V108L226 109H228L229 107L230 108H232V109H230L229 111H231V110H234V111H237V110H239L240 112L242 111L241 110V108H238V106L240 107V104L238 105L237 103V100H235L237 103H234L233 102V99H231ZM172 101V100H171ZM174 101V100H173ZM187 101H188V103H187ZM221 101H220V103H221ZM222 101V103L220 104V106H218V107H221V105L223 104V107H224V103L225 102H223ZM242 101V100H241ZM36 102V104H38ZM245 101H243V103H244ZM252 102V101H251ZM250 102V103H251ZM262 102V101H261ZM50 103V102H49ZM52 103V102H51ZM54 103V102H53ZM186 103V104H185ZM40 104V103H39ZM44 104V103H43ZM55 104V103H54ZM160 104H163L162 106L163 107H161V105ZM202 104V106H200V105ZM205 104V103H204ZM212 103H210V105H211ZM216 104V103H215ZM218 104V103H217ZM232 104H234L235 105V107H237V108H234L233 109V107L231 106ZM236 104H237V106H236ZM246 104V103H245ZM256 104V103H255ZM25 105V104H24ZM63 105V106H64ZM100 105L102 106V105H107L108 107V109L106 108L105 110H104V108L102 109V107H100ZM206 105V107L209 109V107ZM209 105V106H210ZM212 105H214V104H212ZM225 105V106H226ZM252 105H254V104H252ZM42 106V105H41ZM185 106V107H184ZM192 106V107H191ZM229 106V107H228ZM113 107V108H112ZM204 107V106H203ZM206 107H204V108H206ZM213 107V106H212ZM215 107H216V105H215ZM215 107H214V111H215ZM56 108V107H55ZM163 108H165V109H163ZM186 108V109H187ZM203 108V109H204ZM206 108V110H203V109H198L197 110V112H195L194 111V113L195 114H192L193 113V110L191 109H189L190 111H192V112H190L188 109V111L190 112V113H188L190 116H191V114L194 116V115H196V113H197V115H199L198 114V112H199V110H201V112H202V110L205 112V111H207L208 109ZM210 108H211V106H210ZM246 108H248L247 106H246ZM254 108V107H253ZM259 108V107H258ZM57 109H59V108H57ZM64 109V108H63ZM217 109V108H216ZM222 109H224V108H222ZM225 109V110H226ZM237 109V110H236ZM219 109H217V111H218ZM250 110V109H249ZM65 111H67V110H65ZM65 111H63L64 113H66ZM153 111H155V113L157 112V114H155ZM209 111H210V109H209ZM234 111H232V113L234 112ZM238 111V112H239ZM244 111H245V109H244ZM243 111V112H244ZM168 112V114H166V113ZM200 112V113H201ZM203 112V113H204ZM210 112H212V111H210ZM210 112H207V113H210ZM218 112H222L223 113V110L221 111V108H220V110L218 111ZM225 112V111H224ZM228 112V111H227ZM227 112H225V113H227ZM238 112H234V113H237L236 114V116L238 115V114H240V113H238ZM203 113H201L202 115H204ZM245 113H247V112H245ZM253 113V112H252ZM200 114V115H201ZM206 114V113H205ZM211 114V113H210ZM212 114H214V112L212 113ZM212 114H211V116H212ZM215 114H217V113H215ZM179 115V116H178ZM189 115H188V117H189ZM195 116V117H198V116ZM208 115V114H207ZM207 115H206V117H207ZM219 116L221 115V114H218ZM223 115V114H222ZM234 115V114H233ZM240 115H242V113L240 114ZM240 115H238V117H244V116H240ZM209 116V115H208ZM211 116H209V117H211ZM214 116V115H213ZM217 116V115H216ZM232 116V115H231ZM235 116V117H236ZM246 116V115H245ZM248 116V115H247ZM149 117V116H148ZM150 117H151V115H150ZM150 117H149V119H150ZM155 117V116H154ZM153 117V118H154ZM174 117H175V119H174ZM188 117H186L187 119H188ZM201 117H205V116H201ZM205 117V118H206ZM215 117V116H214ZM225 117V114H224V116H223V118ZM227 117V116H226ZM234 116L231 118L230 117V119H234L235 118ZM152 118V117H151ZM155 118V119H156ZM180 118H182V116L180 117ZM179 118V119H180ZM200 118V117H199ZM208 118V117H207ZM206 118V119H207ZM211 118H213V117H211ZM219 118H221V117H219ZM223 118H221V119H223ZM237 118V117H236ZM234 119V120H236V121H239L240 119L239 118H237V119ZM254 118V117H253ZM103 119H102V121H103ZM104 119V120H105ZM146 119V118H145ZM148 119V118H147ZM154 119V120H155ZM179 119H177V124H176V126L178 125L179 126V124L182 122L181 120L183 119H181L180 120V122H178V120ZM193 118H192V116H191V120H192ZM205 119V120H206ZM216 119V118H215ZM214 119V120H215ZM230 119H227L228 121L230 120ZM243 119V118H242ZM241 119V120H242ZM73 120V121H74ZM186 120V119H185ZM190 120V121H191ZM195 120H196V118H195ZM194 119L192 120V121H195ZM200 120H202V118H200ZM199 120V121H200ZM204 120V121H205ZM226 120V119H225ZM224 119L222 120V122H224L225 121ZM226 120V121H227ZM234 120H233V122H234ZM97 121V120H96ZM153 121V120H152ZM159 121V122H160ZM189 121V120H188ZM187 120H186V122L187 123H185V125H183L184 124V122H182L183 124L181 125L182 127L183 126H186V124H188L186 127H187V129L186 130H188V128L190 129V127H188V126H190V124H189V122H188ZM212 121V120H211ZM221 121V120H220ZM226 121H225V123H226ZM231 121V120H230ZM235 121V122H236ZM86 122H87V124L88 125H86ZM97 122V123H98ZM104 122H102V123H104ZM144 122V121H143ZM154 122V121H153ZM172 122V124L174 123L173 121H171ZM206 122H207V120H206ZM206 122H205V124H206ZM215 122V121H214ZM217 122V121H216ZM93 123V122H92ZM167 123V122H166ZM167 123V124H168ZM179 123V124H178ZM197 123V122H196ZM213 123V122H212ZM91 124V123H90ZM95 123H93V125H94ZM106 124V123H105ZM151 124V123H150ZM164 124V123H163ZM172 124H170V125H172ZM195 124V122L193 123V125ZM204 124V123H203ZM202 124V122L200 123V125H203ZM219 124H221V123H219ZM235 124V123H234ZM234 124H228V125H222V126H224V127H227V128H229V129H231V128H233V130L236 132L235 133V135L238 137V135H240L241 133H242V135H243V133H246V132H248L247 134H248V136L251 134V132L248 130V131H245V132H241V131H239L240 130V127L238 126V125H234ZM78 125H80V124H78ZM83 125V126H84ZM106 125V126H107ZM113 125H112V127H113ZM162 125V124H161ZM192 125V124H191ZM209 125V124H208ZM207 125V126H208ZM213 125H215L214 123H213ZM218 125V124H217ZM216 125V126H217ZM174 126V125H173ZM172 126V127H173ZM176 126H175V128L173 129V130H176ZM197 126V124L195 125V127ZM206 126V125H205ZM211 125H209V127H210ZM220 126V125H219ZM90 127H91V125H90ZM111 126L109 125V127H108V130H111V128H110ZM115 127V126H114ZM114 127H113V129H114ZM169 127V126H168ZM199 127V125L196 127V128H198ZM218 127V126H217ZM221 127V126H220ZM223 127V128H224ZM250 127V126H249ZM84 128V127H83ZM110 128V129H109ZM147 128V127H146ZM158 128H160V127H158ZM145 129V128H144ZM147 129H149V128H147ZM181 128H179V131H178V127H177V130L176 131H178L179 133H183V132H180V131H184V133H185V131L186 130H184L185 128L183 127L181 130H180ZM192 129V128H191ZM201 128H199V129H197V131L198 130H200ZM217 129V128H216ZM219 129V128H218ZM150 130V129H149ZM194 129H192V131H193ZM232 130V129H231ZM80 131V130H79ZM145 131V130H144ZM195 131V130H194ZM197 131L195 132V133H197ZM201 131V130H200ZM219 131V130H218ZM222 131V130H221ZM228 130H226V132H227ZM230 131V130H229ZM111 132V131H110ZM147 132V131H146ZM151 132V131H150ZM150 132H148V133H150ZM199 132V131H198ZM205 132V131H204ZM241 132V133H240ZM249 132H250V134H249ZM81 133V132H80ZM113 133V132H112ZM120 133V134H121ZM147 133V134H148ZM183 133V134H184ZM186 133L188 134V132L186 131ZM185 133V134H186ZM200 133V132H199ZM202 133H203V130H202ZM228 133V132H227ZM232 133V132H231ZM124 134V135H123ZM190 134V133H189ZM194 134V133H193ZM229 134V136H225L224 135V137H219L224 143H223V145H225V146H231L232 144H234V143H236V144H238V145H240L241 144V142H242V140L243 139H239V140H241V141H237V140H235L236 139V137H235V139H234V142L231 140L232 138L230 137L231 135H230V133H228ZM233 134H234V132H233ZM246 134V135H247ZM115 135H117V134H115ZM168 135V134H167ZM196 135V134H195ZM214 135V134H213ZM218 135V134H217ZM254 135V134H253ZM252 135V136H253ZM121 135H118L116 138H118V137H120ZM153 136V135H152ZM185 136V135H184ZM194 136V135H193ZM192 136V137H193ZM220 136H223V135H220ZM244 136V135H243ZM242 136V137H243ZM251 136V135H250ZM249 136V137H250ZM258 136V135H257ZM113 137H114V135H113ZM135 137H137V138H135ZM150 137V136H149ZM188 137V136H187ZM195 137V136H194ZM199 137V136H198ZM239 137H241V136H239ZM238 137V138H239ZM83 138V137H82ZM115 138V137H114ZM154 137H152L151 139H153ZM260 138V137H259ZM139 139V140H138ZM160 139V138H159ZM182 139H184V138H182ZM188 139H192V138H188ZM199 139V138H198ZM246 139V138H245ZM254 139V138H253ZM124 140V139H123ZM146 140H148L147 142H145ZM185 140H187V138L185 137ZM189 140V145H190V143H191V141ZM195 140V138L192 140V141H194ZM248 140H250V139H248ZM256 140H258V139H256ZM264 139H262V141H263ZM129 141V142H130ZM162 141V140H161ZM164 141V140H163ZM184 141V140H183ZM182 141V142H183ZM237 141V142H236ZM244 141V143H243V145H245L246 143H247V141L246 140H243ZM246 141V142H245ZM186 142H188V141H186ZM249 142V141H248ZM250 142H252L253 143V140L251 141L250 140ZM264 142V141H263ZM185 143V142H184ZM196 143H197V141H196ZM256 143V144H255ZM250 144V143H249ZM260 144V142L259 143H257V141H255L254 143H253V147H252V145H251V149H253V154L255 153L256 154V152L258 153V155L260 154L261 155V153H259V152H262V154H264V145H263V148L259 145ZM194 145H196V144H194ZM237 145V146H238ZM126 146V145H125ZM135 146V145H134ZM192 147H194L193 145H191ZM249 146V145H248ZM247 145H245V147H248ZM136 147V146H135ZM187 147V146H186ZM192 147H191V149H192ZM224 147V146H223ZM259 147H261V148H259ZM199 148V147H198ZM146 149V150H147ZM151 149V150H152ZM190 149V150H191ZM195 149V148H194ZM258 149H262L261 151L260 150H258ZM145 150V149H144ZM179 150H181V149H179ZM226 150V149H225ZM150 151V150H149ZM165 151V150H164ZM199 151V150H198ZM221 151V150H220ZM147 152V151H146ZM145 152V153H146ZM151 152V151H150ZM222 152V151H221ZM230 152V151H229ZM242 152V151H241ZM251 152V151H250ZM154 153H156V154H154ZM190 153H192V152H190ZM226 153V152H225ZM233 153H235V152H233ZM252 153V152H251ZM250 153V154H251ZM149 155V154H148ZM161 155H162V153H161ZM225 155V154H224ZM246 155V154H245ZM252 155V154H251ZM257 155V154H256ZM163 156V155H162ZM218 156V155H217ZM220 156H222L221 155V153H220ZM232 156V155H231ZM239 155H236V158L238 157ZM244 156V155H243ZM128 157V156H127ZM160 157V159L162 158L161 156H159ZM187 157V156H186ZM261 157H262V155H261ZM105 158V157H104ZM103 157H101V161H103V160H105ZM107 158V157H106ZM146 158H147V155H146ZM149 158V157H148ZM154 158V157H153ZM232 158H233V156H232ZM99 159V158H98ZM152 159V158H151ZM238 159V158H237ZM236 159V160H237ZM132 160V159H131ZM155 160V159H154ZM232 160V159H231ZM235 160V161H236ZM224 161V160H223ZM233 161V160H232ZM107 162V161H106ZM160 162V161H159ZM104 163V162H103ZM239 163V162H238ZM234 165V164H233ZM116 166V165H115ZM222 167H224V169L226 168V169H228V174H229V176L230 175H233V174H235L234 172V168L233 167H230L229 166V164H227V165H221ZM237 166L239 167V165L237 164ZM222 167H220V168H222ZM239 169V168H238ZM61 170V169H60ZM60 170H57V171H55V173L57 172H60L59 173V176L62 174V170L60 171ZM138 170V169H137ZM231 170L233 171V173H231ZM39 172V173H38ZM195 172H197V171H195ZM226 172V171H225ZM42 173H45V174H49V172L48 171H46V170H37V174H36V177H38L40 174H42ZM52 173H53V171H52ZM51 173V174H52ZM56 173V174H57ZM44 175V174H43ZM220 175V174H219ZM41 176V175H40ZM39 176V177H40ZM51 176V175H50ZM59 176H57V179H56V181L55 182H57L58 180L60 181V178L61 177H59ZM44 177H46V179H48L47 178V176L46 175H44ZM238 178V177H237ZM235 179V178H234ZM230 180V179H229ZM40 181H42V180H40ZM47 181H49V180H47ZM198 184V183H197ZM189 187H191L192 188V186H189ZM106 189V188H105ZM59 191H60V189H59ZM57 193H59V192H57ZM167 194H165V195H163V196H166L165 198H164V200L165 201H170V198H172V197H175V194H173V193H168V192H166ZM151 194H153V193H151ZM52 195V194H51ZM153 195H155L156 197H155V199L156 198H158V200H157V203H159L160 202V200H162L163 199V197H162V199H161V194H159V195H157V194H153ZM57 197H58V195H55V200H57ZM163 201V200H162ZM55 202V201H54ZM180 204V203H179ZM176 205V204H175ZM176 206H178L180 209L179 210H181L182 208L179 206V205H176ZM175 206V208L176 209H178L177 207ZM194 207V206H193ZM187 208H189V207H187ZM192 208V207H191ZM194 209H195V207H194ZM145 217H148V214L145 216ZM149 218V220L150 221H152L153 220V217H148Z\"/></svg>","mask_w":264,"mask_h":264},{"label":"built area","instance_id":"2783aa9c","mask_svg":"<svg viewBox=\"0 0 264 264\" xmlns=\"http://www.w3.org/2000/svg\"><path fill=\"white\" fill-rule=\"evenodd\" d=\"M44 141L33 138L29 146L40 154ZM39 169L34 163L8 164L0 161V235L6 246L0 247V264H86L83 257L82 242L85 236L94 237L99 242L117 244L122 248L139 255L138 264H143L149 256L159 261L173 264H229L228 257L232 252H243L240 245L227 246L225 235H210V246H216L217 256L211 259H198V249L187 244L182 253L177 254L159 247L158 251L149 255L143 251L146 238H127L123 242L112 241L102 235L94 227H83L81 224L87 213L103 214L116 211L130 215L135 219H145L154 210L129 189L109 186L104 195H97L93 187L85 186L81 175L71 174L63 170L60 178V194L53 205H32L29 201L30 187ZM74 191V200L83 201L84 196L89 202L82 208H69V191ZM98 197V198H97ZM16 226L23 234L21 239L14 233H7L6 228ZM20 239V240H19ZM26 241L29 244L19 245ZM238 264H262L259 258L240 261Z\"/></svg>","mask_w":264,"mask_h":264},{"label":"crops","instance_id":"0c3cea01","mask_svg":"<svg viewBox=\"0 0 264 264\" xmlns=\"http://www.w3.org/2000/svg\"><path fill=\"white\" fill-rule=\"evenodd\" d=\"M41 169L48 171L49 174L42 173L41 176L39 175L40 177L35 178L33 185L30 187L29 201L32 205H53L56 202L55 195H59L61 191L55 185L57 179V172L55 173V171L60 169L48 170L39 167V170ZM43 174L49 178L46 179ZM157 200L158 198L155 200L156 203ZM73 208L80 209L82 207L75 206ZM201 211L203 210L197 208L182 211L172 207L170 212L159 209L152 221L135 219L128 214L116 211H108L103 214L87 213L81 224L86 228L94 227L104 237L116 242H123L127 238H146L143 251L149 255L155 254L159 247H163L179 256L178 254L182 253L184 246L189 244L198 249L195 255L198 259L206 260L217 256V247L210 246L209 235L211 233L215 235L222 231L217 221L202 222L200 220L203 218L202 213L200 214ZM182 213L185 216L181 217ZM226 230L229 232L228 237L231 243L225 241V245H240L243 247V252L234 251L228 257H223L224 260L227 259L229 264H238L240 261L259 258L264 264V235L261 232L258 235L247 234L242 228L233 225H228ZM6 232L14 233L21 239L24 238L16 226L7 227ZM23 244L29 243L26 241L19 243L20 246ZM2 246H6V242L3 235H0V247ZM82 249L86 264H138L139 260L137 253L117 244L99 242L91 236L83 238ZM64 262L69 263L68 261ZM143 264L173 263H166L147 256L144 258Z\"/></svg>","mask_w":264,"mask_h":264},{"label":"trees","instance_id":"16d2710c","mask_svg":"<svg viewBox=\"0 0 264 264\" xmlns=\"http://www.w3.org/2000/svg\"><path fill=\"white\" fill-rule=\"evenodd\" d=\"M74 191H69V201H68V203H67V206L69 207V208H73V207H84L88 202H89V199L86 197V196H84V200L83 201H75L74 200Z\"/></svg>","mask_w":264,"mask_h":264}]
</instances>
